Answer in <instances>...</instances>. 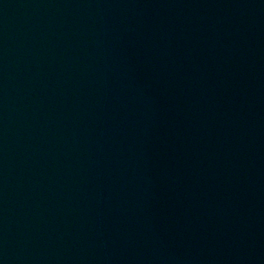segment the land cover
Masks as SVG:
<instances>
[{"label":"water","instance_id":"obj_1","mask_svg":"<svg viewBox=\"0 0 264 264\" xmlns=\"http://www.w3.org/2000/svg\"><path fill=\"white\" fill-rule=\"evenodd\" d=\"M0 264H264V0H0Z\"/></svg>","mask_w":264,"mask_h":264}]
</instances>
